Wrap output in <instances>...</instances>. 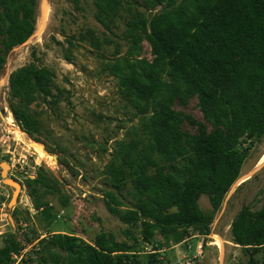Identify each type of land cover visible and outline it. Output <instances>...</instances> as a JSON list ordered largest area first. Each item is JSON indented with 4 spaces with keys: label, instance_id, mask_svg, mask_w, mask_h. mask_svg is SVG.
Listing matches in <instances>:
<instances>
[{
    "label": "trees",
    "instance_id": "16d2710c",
    "mask_svg": "<svg viewBox=\"0 0 264 264\" xmlns=\"http://www.w3.org/2000/svg\"><path fill=\"white\" fill-rule=\"evenodd\" d=\"M92 3L104 31L87 28L67 43L77 39L98 53L101 73L114 79L136 119L114 140L102 170L111 187L103 193L105 208L127 227L132 244L112 235L86 242L51 232L38 241L32 264H163L158 252L182 242L189 229L203 239L210 234L250 144L264 135V0ZM36 16L37 0H0V71L9 52L32 35ZM144 43L150 58L142 55ZM60 93L53 72L35 62L9 74L7 106L29 139L40 142L44 131L32 105H56ZM22 186L37 222L49 229L56 221L52 200L60 210L68 205L57 178L39 168ZM201 196L209 212L199 207ZM12 215L20 230V213ZM230 236L247 264H264V203L253 211L242 207ZM139 241L155 252L141 255ZM31 243L15 231L0 236V264H13L12 255Z\"/></svg>",
    "mask_w": 264,
    "mask_h": 264
},
{
    "label": "rangeland",
    "instance_id": "374dc122",
    "mask_svg": "<svg viewBox=\"0 0 264 264\" xmlns=\"http://www.w3.org/2000/svg\"><path fill=\"white\" fill-rule=\"evenodd\" d=\"M42 1L46 3V11L41 25ZM93 14L92 0H37L32 35L9 52L0 71V164L8 166L5 176L22 185L26 177H34L43 168L57 178L68 201L67 207L60 210L56 200H52L56 221L46 229L37 222L24 187L17 191L15 202L9 204L12 188L0 177V236L15 231L20 240L27 238L32 242L14 260L17 264H32L38 241L47 239L51 232L75 233L86 242L100 234L112 235L117 242L132 244L127 227L105 208L103 193L111 187L102 170L114 140L122 138L136 119L118 97L114 79L101 73L98 53L77 39H72V46L67 43L68 38L87 28L97 34L104 31ZM111 51L107 49L104 54ZM142 55L150 58L146 43ZM29 62L51 70L61 90L56 105L40 103L31 107L44 128L40 142L16 130L7 106L8 76ZM189 110L200 118L194 105ZM122 198L130 203L126 191ZM263 203L264 135L250 144L239 178L214 215L210 234L203 239L189 229L182 242L169 248L164 246L158 252L159 258L163 264H247L248 255L231 242L230 224L242 207L248 206L253 211ZM198 204L204 212L211 209L206 196H201ZM14 209L20 213L17 225L20 230L13 219ZM133 233L137 236L136 230ZM136 248L141 255L153 250L151 243L140 241Z\"/></svg>",
    "mask_w": 264,
    "mask_h": 264
},
{
    "label": "water",
    "instance_id": "95a60500",
    "mask_svg": "<svg viewBox=\"0 0 264 264\" xmlns=\"http://www.w3.org/2000/svg\"><path fill=\"white\" fill-rule=\"evenodd\" d=\"M7 168L8 166L6 163L0 164V177L2 178V181L6 186L12 188V196H11L9 204H13L18 195L17 191H21L22 185L19 182H16L15 180H13L12 178H7L5 176L6 174L5 171L7 170Z\"/></svg>",
    "mask_w": 264,
    "mask_h": 264
},
{
    "label": "bare ground",
    "instance_id": "6f19581e",
    "mask_svg": "<svg viewBox=\"0 0 264 264\" xmlns=\"http://www.w3.org/2000/svg\"><path fill=\"white\" fill-rule=\"evenodd\" d=\"M41 11H42V15H41V23L40 24L42 25L44 17H45V11H46V3L44 1H42V3H41ZM41 25H40L39 29L41 28ZM39 156L42 157L41 155H39ZM239 181H242V179H240Z\"/></svg>",
    "mask_w": 264,
    "mask_h": 264
},
{
    "label": "built area",
    "instance_id": "2783aa9c",
    "mask_svg": "<svg viewBox=\"0 0 264 264\" xmlns=\"http://www.w3.org/2000/svg\"><path fill=\"white\" fill-rule=\"evenodd\" d=\"M15 126H16V127H15L16 130H17L18 132H20L19 127L17 126V124H15ZM8 153H9V152H8ZM10 156H11V158L13 157L12 153H10ZM23 159H24V158H23ZM23 161H24V160H23ZM23 161H22V162H23ZM22 188H23V186H22ZM152 252H155V251L151 249V250L149 251V253H152ZM18 256H19V255H12L13 264H17V263L14 262V260H15Z\"/></svg>",
    "mask_w": 264,
    "mask_h": 264
}]
</instances>
